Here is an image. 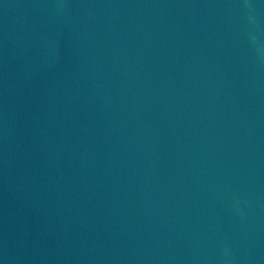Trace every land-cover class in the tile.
I'll use <instances>...</instances> for the list:
<instances>
[{
  "label": "water",
  "instance_id": "1",
  "mask_svg": "<svg viewBox=\"0 0 264 264\" xmlns=\"http://www.w3.org/2000/svg\"><path fill=\"white\" fill-rule=\"evenodd\" d=\"M0 264H264V0H0Z\"/></svg>",
  "mask_w": 264,
  "mask_h": 264
}]
</instances>
